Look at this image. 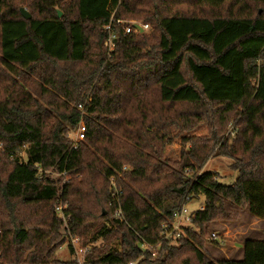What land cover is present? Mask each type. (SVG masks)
Instances as JSON below:
<instances>
[{
    "label": "trees",
    "instance_id": "obj_1",
    "mask_svg": "<svg viewBox=\"0 0 264 264\" xmlns=\"http://www.w3.org/2000/svg\"><path fill=\"white\" fill-rule=\"evenodd\" d=\"M93 1L0 0V264H78L55 257L69 232L104 242L84 264H264V237L244 240L236 259L205 248L228 203L264 218V0ZM118 19L151 31L124 35ZM129 103L179 133L208 132L183 137L171 160L167 138H122ZM81 121L85 138L74 144L67 127ZM217 156L231 159L233 183L202 170ZM111 177L125 220L114 216ZM200 195L204 208L172 244L163 225Z\"/></svg>",
    "mask_w": 264,
    "mask_h": 264
},
{
    "label": "rangeland",
    "instance_id": "obj_2",
    "mask_svg": "<svg viewBox=\"0 0 264 264\" xmlns=\"http://www.w3.org/2000/svg\"><path fill=\"white\" fill-rule=\"evenodd\" d=\"M93 3V0H90ZM135 20L138 22H143L140 19H130V21ZM127 21V20H126ZM128 19V22H130ZM145 23V22H144ZM57 29L56 26H51V32H54ZM151 26L149 25L148 29L142 31V33L150 32ZM57 41H55L54 47L56 46ZM123 115V127H122V138L126 140H133L140 138L142 131H145L148 136H151L155 139L167 138L171 140V144L167 146L166 152L168 157L171 160L178 159L181 149L183 148L181 139L185 136H199L207 134V126L202 125L196 131L191 133H179L176 130L174 125L165 126L157 120L155 113L148 114L144 112L139 103L136 104H124L122 109ZM238 125L235 123V119L231 118L226 126V134L230 135V142L236 138V133L238 131ZM67 137L74 141L76 139L77 129L67 127ZM1 146V144H0ZM188 148V146H187ZM22 157L25 159L24 153ZM231 159L224 156L211 157L203 167V171H213L218 174L219 181L223 184H231L234 182L238 176V172L229 168ZM188 171V170H186ZM46 174H51L54 177L59 175L58 173L45 171ZM66 179L70 177L66 176L62 179L66 182ZM59 202H66L62 199ZM58 202V203H59ZM205 203L204 195L198 197H193V199L188 203V210L197 209L198 206H202ZM67 204V202H66ZM67 206V205H66ZM226 212H231L230 217L224 219H217L216 221L210 224V237L206 243V249L210 257L214 259L220 258H241L243 255V242L248 238H262L264 237V218L256 217L249 213V211L240 206H235L228 203L225 206ZM57 214V212H56ZM58 215V214H57ZM65 223V222H64ZM186 226L190 227V220L184 222ZM215 233L214 237L212 234ZM103 241L99 240L94 244H89L93 246H102ZM178 245V244H176ZM90 250V249H89ZM72 252L69 248V239H65V242L59 246L55 251V257L61 260H72V255L69 253Z\"/></svg>",
    "mask_w": 264,
    "mask_h": 264
},
{
    "label": "built area",
    "instance_id": "obj_3",
    "mask_svg": "<svg viewBox=\"0 0 264 264\" xmlns=\"http://www.w3.org/2000/svg\"><path fill=\"white\" fill-rule=\"evenodd\" d=\"M130 21V20H129ZM118 26L123 30V34H130V33H142V31H145L148 29L149 24L144 22H138L135 20H132L130 22L126 20L118 19L116 21ZM108 32L109 36L105 40V47L107 48L108 55L111 54V52L115 49L116 46V38L118 37V33H116L113 28L111 27V24L107 25L105 27ZM81 107V105L79 106ZM85 132L86 127L85 124L81 121L79 123V126L77 128L76 132V139L73 141L74 144H77V142L83 140L85 138ZM63 174L66 175V172ZM66 182H70V179H66ZM111 183V195L113 202L116 203L117 207L114 212L115 219L119 220H125L123 211L120 207V198L122 196V190L117 186L115 178H110ZM67 204L64 202H59L56 206V212L59 217L63 219L65 223H67V217L65 215V209L67 208ZM204 206H198L195 210H188L187 204L182 207L181 210L174 213V219L169 224L163 225V234L165 239H171L172 244H178V239L181 237V234L183 233V229L186 226L184 225L187 220H190L191 216L196 210H202ZM214 237L216 236L215 233L212 234ZM67 239H69V244L72 246V252H69L72 255V260H74L78 264H84V258L86 253L89 251L90 246L89 245H83L80 242V238L78 236H73L70 232L67 234ZM144 250L150 251L152 256H157L158 251L155 246L151 244H143L142 245ZM129 264H136L135 262H131Z\"/></svg>",
    "mask_w": 264,
    "mask_h": 264
},
{
    "label": "water",
    "instance_id": "obj_4",
    "mask_svg": "<svg viewBox=\"0 0 264 264\" xmlns=\"http://www.w3.org/2000/svg\"><path fill=\"white\" fill-rule=\"evenodd\" d=\"M20 10H21V13H22L24 18L28 19V18L31 17V14L24 7H22ZM58 13H59V16H60L61 12L58 11Z\"/></svg>",
    "mask_w": 264,
    "mask_h": 264
},
{
    "label": "crops",
    "instance_id": "obj_5",
    "mask_svg": "<svg viewBox=\"0 0 264 264\" xmlns=\"http://www.w3.org/2000/svg\"><path fill=\"white\" fill-rule=\"evenodd\" d=\"M188 205V204H187ZM202 206H204V205H202ZM198 208V207H197ZM195 210V209H194ZM188 227V226H187Z\"/></svg>",
    "mask_w": 264,
    "mask_h": 264
}]
</instances>
